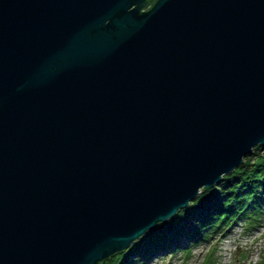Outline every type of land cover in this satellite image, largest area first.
<instances>
[{
	"label": "water",
	"instance_id": "95a60500",
	"mask_svg": "<svg viewBox=\"0 0 264 264\" xmlns=\"http://www.w3.org/2000/svg\"><path fill=\"white\" fill-rule=\"evenodd\" d=\"M264 143V0H0V264H99Z\"/></svg>",
	"mask_w": 264,
	"mask_h": 264
},
{
	"label": "trees",
	"instance_id": "16d2710c",
	"mask_svg": "<svg viewBox=\"0 0 264 264\" xmlns=\"http://www.w3.org/2000/svg\"><path fill=\"white\" fill-rule=\"evenodd\" d=\"M264 208V143L255 145L238 167L215 184L202 189L193 200L166 221L159 222L99 264H138L154 253L173 252L220 232L240 217L257 218ZM212 235V234H211ZM186 240L189 241L187 247Z\"/></svg>",
	"mask_w": 264,
	"mask_h": 264
},
{
	"label": "rangeland",
	"instance_id": "374dc122",
	"mask_svg": "<svg viewBox=\"0 0 264 264\" xmlns=\"http://www.w3.org/2000/svg\"><path fill=\"white\" fill-rule=\"evenodd\" d=\"M251 220L253 218H250ZM240 223L248 226V222L244 220L236 224ZM235 227L230 234H225L222 240L217 241L218 230L214 233L209 231L210 237L190 244L188 250L178 248L164 254L154 253L138 264H264V219L262 227L257 229L242 231L241 227ZM186 243L184 247H187L189 241L186 240Z\"/></svg>",
	"mask_w": 264,
	"mask_h": 264
},
{
	"label": "bare ground",
	"instance_id": "6f19581e",
	"mask_svg": "<svg viewBox=\"0 0 264 264\" xmlns=\"http://www.w3.org/2000/svg\"><path fill=\"white\" fill-rule=\"evenodd\" d=\"M254 147V146H253ZM221 178V177H220ZM218 180H220V179H218Z\"/></svg>",
	"mask_w": 264,
	"mask_h": 264
}]
</instances>
